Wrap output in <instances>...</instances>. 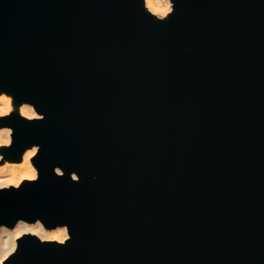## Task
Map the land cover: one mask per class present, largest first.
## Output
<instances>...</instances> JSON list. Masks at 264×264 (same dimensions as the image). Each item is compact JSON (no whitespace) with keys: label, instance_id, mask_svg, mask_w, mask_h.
Here are the masks:
<instances>
[{"label":"water","instance_id":"water-1","mask_svg":"<svg viewBox=\"0 0 264 264\" xmlns=\"http://www.w3.org/2000/svg\"><path fill=\"white\" fill-rule=\"evenodd\" d=\"M173 2L0 0V91L42 113L0 116L41 144L0 227L70 234L5 264H264V0Z\"/></svg>","mask_w":264,"mask_h":264},{"label":"bare ground","instance_id":"bare-ground-1","mask_svg":"<svg viewBox=\"0 0 264 264\" xmlns=\"http://www.w3.org/2000/svg\"><path fill=\"white\" fill-rule=\"evenodd\" d=\"M168 1L171 4H173L172 3L173 0H168ZM168 1L165 0V2H164V0H152V5L151 6H149L148 0H145V3H146V7L149 10H151L153 13H155L158 16L161 13H164L165 14L164 16L166 17L172 11V6H173V5L172 6L170 5L169 7H167L165 4H167L166 2H168ZM156 9H159V11H157ZM167 9L169 10L168 12H167ZM6 92L8 93L9 96L12 97V106H13V102L15 101V97H14V95L11 92H9V91H6ZM23 104H27L29 106V110H30V113H31L29 116H26V117L35 118V117H41L42 116V113H40L36 109L34 104H32L30 102H27V101H24ZM23 104H21L19 107L21 108ZM14 110L15 109L12 107V111L10 113H12ZM10 113H7L6 115H8ZM4 127H8V128L12 129L11 136L13 138V128L9 127V126H3V127H0V128H4ZM33 146H36L37 147V151H38L39 146L37 144H35ZM33 146H31V147H33ZM27 149L25 150V153H26ZM25 153H24V155H25ZM24 155H23V160L21 162H16L15 160L7 159L4 164L2 163L0 165H5V164L22 165L24 163ZM34 156L35 155H33L30 158L29 163L36 170L35 171V177L33 178V176H31V175L24 176V178L21 180L20 184L26 179H35V178H37V176H38V168H37V166L34 163V160H33ZM60 169H61V172H63V169L62 168H60ZM26 170H27L26 168L19 169V171L21 173H23ZM10 174H11L10 172L0 173V175H4L5 177H7ZM73 175L75 177H78V175L76 173H74ZM21 220H23L24 226H26L28 228H31L33 230L32 231L23 232L20 236H22L25 233H32V234H36V235L40 236L42 239L56 240V241L64 242L70 235L67 225H59L57 227L50 228V227H47L43 223V221L41 219H37L35 221H31V220H27V219L21 218V219H19L17 221V223L13 227H10V226H8L6 224H3L0 227V259H2L3 261H5L6 260L5 257H8L17 247L18 238L20 236H18V237L15 236V230L20 225V221ZM56 235H59V237H60L58 240L55 239ZM13 245H15L14 250H12Z\"/></svg>","mask_w":264,"mask_h":264},{"label":"clouds","instance_id":"clouds-1","mask_svg":"<svg viewBox=\"0 0 264 264\" xmlns=\"http://www.w3.org/2000/svg\"><path fill=\"white\" fill-rule=\"evenodd\" d=\"M12 97L7 94V92H0V116H4L12 111ZM21 114L24 116H29L30 110L27 104H23L21 107ZM12 129L8 127L0 128V147L4 145L12 144ZM37 151V147H29L24 155V163L22 165H0V173L10 172L11 174L5 177L0 175V187L5 185H16L19 186L21 180L24 176L31 175L35 177V169L30 165V158ZM26 168L27 170L21 173L19 169ZM33 229L24 226L23 220L20 221V225L15 230V236H20L23 232L32 231ZM15 245H13L12 250H14ZM0 264H2V259H0Z\"/></svg>","mask_w":264,"mask_h":264},{"label":"rangeland","instance_id":"rangeland-1","mask_svg":"<svg viewBox=\"0 0 264 264\" xmlns=\"http://www.w3.org/2000/svg\"><path fill=\"white\" fill-rule=\"evenodd\" d=\"M166 1H168V0H166ZM164 2H165V0H164ZM169 2V1H168ZM168 2H166L167 4H165L167 7H169L170 5L172 6L173 4H174V2H172L173 4H171L170 2L168 3ZM166 7V8H167ZM172 10H173V6H172ZM169 10L167 9V12H168ZM165 14L164 13H161L159 16L160 17H165L164 16ZM0 92H6V91H0ZM8 94V93H7ZM21 104H23V103H21ZM21 104H19V105H17L16 103H15V101L13 102V108L15 109V110H18L19 111V106L21 105ZM14 110V111H15ZM5 146V145H4ZM4 146H2V147H0V149H2ZM24 153H25V151L23 152V154H22V156L17 160V159H11V158H9V157H6L1 151H0V164H4L5 162H6V160L7 159H10V160H15L16 162H21L22 160H23V155H24ZM6 186H10V185H6ZM4 187V186H3ZM4 264H5V261H4Z\"/></svg>","mask_w":264,"mask_h":264},{"label":"snow or ice","instance_id":"snow-or-ice-1","mask_svg":"<svg viewBox=\"0 0 264 264\" xmlns=\"http://www.w3.org/2000/svg\"><path fill=\"white\" fill-rule=\"evenodd\" d=\"M148 4H149V6H151L152 5V0H148ZM157 11H159V9H156ZM19 111L21 112V108L19 107ZM36 144H39V145H41L40 143H36ZM35 154H36V152H35ZM34 154V155H35ZM55 172L57 173V174H60V175H62V173H61V169L59 168V167H55ZM17 189H20L21 188V186L19 185V186H17L16 187ZM60 237H59V235H56L55 236V239H59ZM5 258H7V257H5ZM2 264H4V261L2 260Z\"/></svg>","mask_w":264,"mask_h":264}]
</instances>
